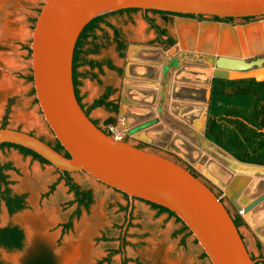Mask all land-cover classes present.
<instances>
[{
    "label": "rangeland",
    "instance_id": "obj_1",
    "mask_svg": "<svg viewBox=\"0 0 264 264\" xmlns=\"http://www.w3.org/2000/svg\"><path fill=\"white\" fill-rule=\"evenodd\" d=\"M44 1L6 0L7 7L5 6L4 9L6 12L3 13L13 31L0 38V127L5 123L6 127L26 132L33 131L36 136L54 141L55 136L43 119L33 93V82L29 79L32 75L30 35L34 26L33 21L38 16ZM147 15L168 30V34L176 40L174 46L178 45L181 50L188 51L189 57L204 61L201 65H189L201 67V71L205 68H219L210 60L209 53L194 50L191 44L185 49L180 46L174 24L176 16L170 15L166 20L159 13L148 12ZM106 19L121 30L123 39L127 43L125 56L121 57L116 50L112 29L103 24V30L96 32L99 52L89 57L97 60L110 59L116 66L122 68L123 73L120 74L107 67H104L101 72L98 69L91 70L88 66H82L79 70L89 72V75L80 77L82 84L79 89L83 103L90 106L103 94L107 86H112L114 89L112 99L118 102L119 111L109 113L103 107H98L90 111V116L111 134L121 133L123 139L132 144L141 145L143 148L156 151L186 166L193 167L200 177L223 198L224 203L231 209V213L235 215L227 196L223 195L222 190L200 172L201 170H198H203L206 164L202 158L198 159L197 154L198 150L204 147L201 145L202 133L195 134L191 129L179 127V124L172 122L174 118H163L160 108L156 107L150 108L151 114L146 118L137 113L124 114L129 124L121 125L123 104L127 99L125 85L129 54L133 51V58L158 62V60L153 61L141 55V52L149 50L164 52L171 50L174 46L166 50L156 43L152 44L157 40L156 31L146 20L143 10L109 15ZM205 19L213 20L210 17ZM242 22L236 19L233 28L249 26L256 28L249 29L248 34L237 31L234 35L239 46L237 56L250 63L259 57H264V28L260 27L264 23V16H257L249 24H242ZM22 27L26 34L20 35L17 31ZM231 35L233 34L224 35L223 41H229ZM90 41L93 42L92 39ZM231 47L236 49V46L228 44L224 50L228 51ZM244 48L246 52H243ZM214 55L215 58L218 56ZM93 74L97 77L92 78ZM255 74L264 77V72L258 70L256 66L239 68L232 73V76ZM212 77L207 78L204 89L195 87L191 81L192 87L189 90L191 94L188 97L205 102ZM153 98L159 104L163 101L156 94ZM36 110L38 121L33 124V127L23 123V119L31 118ZM110 116L117 119L116 125H105V120ZM30 118L29 121H31ZM158 121L164 124L160 128H165L164 132L166 131L162 138L151 136L148 133V129ZM0 161L2 165L12 164V168L4 170L12 193L26 197L25 208L16 213H10L6 203L1 202L0 227L10 224L19 225L26 237L21 250H10L0 246V260L7 264H27L33 255L42 251L51 253L55 264H64L68 256L73 257L72 264H122V253H114L115 250L121 248V234L126 236L129 243L124 248V255L131 259L129 264H211L208 257H203V249L196 242L193 234L186 236L188 232H184L175 235L176 231L183 226L182 222H179L176 217L169 216L168 213L159 214L157 209L145 201L133 200L132 216L125 228L127 213L122 210V207L129 204V199L120 191L93 179L86 173H71L77 183L93 190L95 200L89 209L82 208L81 214L77 216L75 211L78 206L73 203L74 196L64 180H61V173L56 167L35 160L32 156L25 155L14 147L0 149ZM196 162L200 164L198 169L193 166ZM227 178L228 176L222 179ZM53 184H56L54 189H52ZM248 189L251 193L261 194L264 191V183L249 184L244 194ZM70 220L72 227L65 230L64 225ZM246 226L247 224L240 227V231L246 233ZM246 241L250 253L255 258L264 256V249L258 248L259 242L251 243L247 235ZM258 261H260L259 264H264V259Z\"/></svg>",
    "mask_w": 264,
    "mask_h": 264
},
{
    "label": "water",
    "instance_id": "obj_2",
    "mask_svg": "<svg viewBox=\"0 0 264 264\" xmlns=\"http://www.w3.org/2000/svg\"><path fill=\"white\" fill-rule=\"evenodd\" d=\"M130 8L195 15L175 17L178 42L184 49L191 44L194 50L209 53L210 60L219 68L264 66V57L248 63L237 56L235 33L229 41H223L221 28H233V24L197 18L262 16L264 0H45L30 35L33 88L44 121L70 156L38 136L12 127H0V147L5 142L27 147L59 171L86 173L127 195L125 228L132 216L133 200L140 199L174 212L192 232L211 264H257L233 214L209 184L174 159L115 138L94 122L77 98L73 59L81 32L98 16ZM228 44L236 49L224 50ZM214 54L218 56L215 58ZM232 73L213 77L264 80L256 74L234 77ZM1 165L0 161V207ZM249 182V177L236 175L225 190L238 212H248L264 200L263 192L247 205L241 204Z\"/></svg>",
    "mask_w": 264,
    "mask_h": 264
},
{
    "label": "trees",
    "instance_id": "obj_3",
    "mask_svg": "<svg viewBox=\"0 0 264 264\" xmlns=\"http://www.w3.org/2000/svg\"><path fill=\"white\" fill-rule=\"evenodd\" d=\"M139 9H123L115 12H132ZM151 12H162L171 14L174 16L182 15L166 11L148 10ZM114 13V12H111ZM111 13H107L92 19L83 29L76 44L74 59H73V78L76 89L77 98L80 101L82 107V96L80 95L79 86L82 84L80 77H87L89 72H81L79 70L82 66H88L91 70L98 69L103 71L104 67L111 70H115L120 74L123 73L122 68L116 66L112 60L104 59L97 60L90 58L89 55L97 54L99 52V45L96 43L98 36L96 32L103 30L102 25L110 27L114 32L113 42L116 45V50L121 57L125 56L127 50V43L123 39L121 30L107 21V16ZM189 17H196L195 15H182ZM151 28H153L158 34L156 42L152 44H158L164 49H169L176 44V40L168 34V30L158 25L152 17H145ZM200 19H204L202 16ZM217 21H223L219 17H214ZM166 37V38H164ZM92 39V43L91 40ZM91 44V45H90ZM31 52V50H30ZM92 78H96V74L91 75ZM29 79L33 82V75H30ZM108 92L102 95L100 98L94 100L85 112L89 115L90 111L98 108L105 107L109 111L117 113L119 111V104L115 100H108L109 95L114 93V89L109 88ZM33 93L35 94L34 88ZM37 102V99H36ZM94 122L99 125L97 120ZM117 119L110 116L105 120V125H116ZM2 127H6V124ZM106 132L111 134L108 130ZM205 136L213 143L224 149L231 154L237 160L264 166V80H258L255 77H242V78H218L213 77L211 79L210 96L207 108V118L204 130ZM41 138V137H40ZM43 139V138H41ZM44 140V139H43ZM53 146L57 151L64 153L66 156H70L64 149L61 143L55 139L54 141H46ZM4 147H14L25 155L32 156L35 160H39L42 163H49L44 157L36 153L35 151L14 143L5 142L1 145L0 149ZM138 147H142L139 145ZM50 164V163H49ZM194 174L200 177L199 173L191 166H187ZM12 168V164L1 165L2 171V193L1 202L4 201L8 207L10 213H16L25 208V195L13 194L9 188V181L4 173L5 169ZM61 173V180H64L65 185L74 196L73 203H76L78 208L75 214L79 216L82 208L89 209L94 203V193L90 188H84L77 183L68 171H59ZM56 184H53L54 189ZM125 195V194H124ZM127 199L129 197L125 195ZM147 202V201H145ZM153 208L158 210L159 214L168 213L171 217H176L179 222H182L174 212L170 211L166 207L158 204L150 203ZM129 204L123 206L122 210L128 213ZM234 221L237 227L246 225V221L239 213L234 215ZM183 226L176 231L175 235L188 232L186 236L192 234L189 228L182 222ZM65 230L72 227V221L70 220L65 225ZM25 232L19 225H7L0 227V246L10 250H21L25 244ZM121 248L115 250L114 253H122V264H129L130 258L124 255V248L128 245L126 236L121 234ZM185 240V239H184ZM197 242V240H196ZM258 248L263 250V245L259 242ZM203 257H207L203 252ZM110 260V259H107ZM0 264H7L0 260ZM27 264H55L54 257L51 253L42 251L36 255H33Z\"/></svg>",
    "mask_w": 264,
    "mask_h": 264
},
{
    "label": "bare ground",
    "instance_id": "obj_4",
    "mask_svg": "<svg viewBox=\"0 0 264 264\" xmlns=\"http://www.w3.org/2000/svg\"><path fill=\"white\" fill-rule=\"evenodd\" d=\"M5 6L6 0H0V38L11 34L10 31H13L9 22L6 20L7 17L4 16L3 13L5 11ZM232 31L230 27L221 28L223 36L233 33ZM17 33L23 35L26 34V31L22 27L18 29ZM132 53L133 51L128 57V68L126 73L127 83L125 85L127 99H125V103L123 104L121 125L127 126L129 124L128 118L126 116L124 118V114L133 115L137 113L146 118V116L151 114L150 108L156 107L158 109L160 108L163 118H174L172 122L179 124V127L182 126L183 129H191L195 134L202 133L201 135H203L205 102L200 99L188 97V95L191 94L189 90L192 87V82L195 87L204 89L207 78L218 74L228 75L229 72L232 73L238 69L232 70L222 67L205 68L204 71H201V67H193L189 64L201 65V62L204 63V61L199 58L189 57V52L181 50L178 45L164 52L160 50L141 52V55L149 57L150 60L153 61L158 60V62H150L142 58H133ZM155 94L159 99L162 98V103L159 104V102L153 98ZM161 125L164 124L158 121L157 124L148 129V133L151 136L162 138L166 131L164 132L165 128H160ZM201 145L205 148L203 143H201ZM203 153L206 156L215 158L217 162L219 161L220 164L225 165V167L227 166L233 173L249 177V184L254 182L264 183V166L243 164L231 158V155L214 154V151H210L209 153L204 151ZM216 170H219V166H216ZM219 175L220 174H218L217 177ZM221 176V178L225 179L228 174L226 175L223 173ZM249 189L247 191L248 194H250L249 197L252 198L257 195L253 192L251 193ZM241 200L240 202L242 204ZM72 258V256L65 258L64 264H72Z\"/></svg>",
    "mask_w": 264,
    "mask_h": 264
},
{
    "label": "crops",
    "instance_id": "obj_5",
    "mask_svg": "<svg viewBox=\"0 0 264 264\" xmlns=\"http://www.w3.org/2000/svg\"><path fill=\"white\" fill-rule=\"evenodd\" d=\"M261 26H260L261 28H264V23H263V25L261 24ZM230 29L233 30L232 31L233 33L232 34H234L237 31L238 32L239 31H243L244 33H247L248 34L249 29H253L254 30L256 28H254V26H249V27L235 28V29L230 27ZM258 70L264 72V67H262V68L259 67ZM3 83H4V81H3ZM5 84H6V82H5ZM210 87H211V84L208 87L207 99L205 101V108H206V109L204 108V113H205L204 116H205V119H204V123H203V126H204L203 127V135L201 136V142L205 145V148H203V149L200 148L198 150V153H197L198 154V159L199 158H202L206 162V164L203 167V170L202 169H198V168H200V164L198 165V162H196L195 164H193V166L195 168H197L198 170H201L200 172H202L209 180H211L213 183H215L222 190L223 195H226L225 194V190L230 186L231 182L233 181L234 177L237 174L233 173L231 171V169H229L227 166L225 167V165L220 164L219 161L217 162V160L215 158H212L211 156H206L203 153L204 151L205 152H208V153L210 151H212V152L214 151V154L220 153V154H224V155L225 154H228L229 156L231 155L228 152H226L224 149H222L221 147H219L218 145H216L215 143H213L211 140H209L205 136V134H204L205 125H206V118H207L208 101H209V95H210ZM29 118L23 119V123L27 124L28 126L33 127V124L38 121V111L36 110L35 111V114L31 116V118H30L31 121L28 120ZM230 157L239 162V160H237L232 155ZM216 166H219V170H216ZM221 173L222 174L224 173L226 175L228 174V178L226 180H223L222 178H220V176L222 175ZM218 174H220V175L217 177ZM261 194H257L256 196H254V197L251 198V197H249L250 194H248V192H246L245 194H243V197H242V200H241L242 201V204L244 206L247 205L248 203H250L251 201H253L254 199H256ZM233 209H234V211H235L236 214L239 213L234 208V206H233ZM242 217L244 218V220L246 221V224H247V226H246V230H247L246 233H244L243 231H241L245 242L247 243V241H246V235H247L249 237V241L251 243L255 244L257 242H260L264 246V200L261 201L256 206H254L248 212H245V214H242Z\"/></svg>",
    "mask_w": 264,
    "mask_h": 264
},
{
    "label": "flooded vegetation",
    "instance_id": "obj_6",
    "mask_svg": "<svg viewBox=\"0 0 264 264\" xmlns=\"http://www.w3.org/2000/svg\"><path fill=\"white\" fill-rule=\"evenodd\" d=\"M41 10V9H40ZM40 10H39V12H40ZM139 10H142V9H139ZM136 11H138V10H136ZM144 11V13H145V17L146 16H148L147 15V13L148 12H151V11H148V10H143ZM124 13H130V12H114V13H111L110 15H116V14H124ZM153 13H159L161 16H163L164 17V19H168V17L171 15V14H166V13H162V12H153ZM109 16V15H108ZM172 16H174V15H172ZM201 16L205 19L207 16H204V15H200L199 17H197L199 20H204V19H200L201 18ZM262 16H264V15H262ZM149 17V16H148ZM257 16H254V17H228V18H221V19H223V21H220V22H222V23H228V24H233L234 23V21L236 20V19H240L241 21H243L242 22V24H249V23H252V20L253 19H255ZM211 19H213V20H215L214 19V17H210ZM36 19H37V17H36ZM36 19H34V24H35V21H36ZM234 25V24H233ZM113 31V30H112ZM155 31V30H154ZM156 37L158 38L159 36H158V34L156 33ZM109 88H112L113 89V87L112 86H107L106 88H105V90H104V92H103V94L102 95H104V94H106L107 92H108V90H110ZM81 95V94H80ZM101 95V96H102ZM112 95L113 94H110L109 95V98H108V100H114V99H112ZM100 96V97H101ZM99 97V98H100ZM96 100V99H95ZM82 104H83V106H84V109L86 110V109H88L89 108V106H87L86 104H84L83 103V99H82ZM104 109H105V111H107V112H109V113H113L114 111H109L107 108H105V107H103ZM90 115V114H89ZM92 118V117H91ZM109 118V117H108ZM93 120H96V119H94V118H92ZM99 124V123H98ZM29 133H31V134H33V135H35V133L33 132V131H29ZM38 137H41V136H38ZM41 138H43L45 141H48V140H46L44 137H41ZM137 146H139L138 144H137ZM222 198V197H221ZM222 200H223V198H222ZM224 201V200H223ZM227 207L229 208V206L227 205ZM229 210H230V212H231V209L229 208ZM234 216V215H233ZM252 255V254H251ZM252 257H253V259H255L256 260V263L257 264H259L260 263V261H258L259 259H264V256L263 257H259V258H255L253 255H252Z\"/></svg>",
    "mask_w": 264,
    "mask_h": 264
},
{
    "label": "built area",
    "instance_id": "obj_7",
    "mask_svg": "<svg viewBox=\"0 0 264 264\" xmlns=\"http://www.w3.org/2000/svg\"><path fill=\"white\" fill-rule=\"evenodd\" d=\"M110 129L111 130H114V128L113 127H110ZM115 138H117V139H123V135L120 133H116V134H112ZM239 214H244V210H241L240 212H239Z\"/></svg>",
    "mask_w": 264,
    "mask_h": 264
}]
</instances>
